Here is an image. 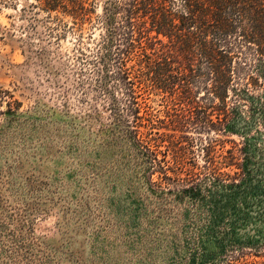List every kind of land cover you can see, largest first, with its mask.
Here are the masks:
<instances>
[{
	"label": "rangeland",
	"instance_id": "374dc122",
	"mask_svg": "<svg viewBox=\"0 0 264 264\" xmlns=\"http://www.w3.org/2000/svg\"><path fill=\"white\" fill-rule=\"evenodd\" d=\"M105 2L90 0L77 30L39 0H0V264H264L260 90L228 137L248 142L242 188L197 206L158 199L106 110ZM143 102L157 127L179 109L157 91Z\"/></svg>",
	"mask_w": 264,
	"mask_h": 264
},
{
	"label": "trees",
	"instance_id": "16d2710c",
	"mask_svg": "<svg viewBox=\"0 0 264 264\" xmlns=\"http://www.w3.org/2000/svg\"><path fill=\"white\" fill-rule=\"evenodd\" d=\"M39 2L49 13L71 15L74 29L92 20L90 0ZM105 3L110 10L96 61L108 65L106 110L117 119L112 130H121L138 155L152 192L197 206L219 188L241 189L253 173L248 142L241 146L228 137L237 132L242 105L257 90L264 97V0ZM154 91L179 107L168 112L166 127H157L144 106V96ZM249 107L264 118V106ZM195 131L207 138L189 135Z\"/></svg>",
	"mask_w": 264,
	"mask_h": 264
}]
</instances>
